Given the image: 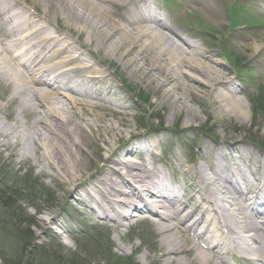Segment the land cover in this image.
<instances>
[{
    "label": "bare ground",
    "instance_id": "bare-ground-1",
    "mask_svg": "<svg viewBox=\"0 0 264 264\" xmlns=\"http://www.w3.org/2000/svg\"><path fill=\"white\" fill-rule=\"evenodd\" d=\"M40 1L42 10L28 0H0V84L11 130L1 129L0 117L2 146L17 148L25 160L31 149L39 171L73 186L68 197L78 195L99 220L94 226L146 221L165 264H231L234 252L264 264V158L241 140H224L205 165L173 166L174 184L170 172L142 156L156 143L133 135L128 112L110 98L116 82L107 66L115 57L154 82L174 106V120L177 106L199 119L186 100L198 103L192 90L200 88L223 111L245 115L220 62L157 18L145 0ZM90 44L104 56L95 58ZM99 141L106 144L103 168L86 182L88 147Z\"/></svg>",
    "mask_w": 264,
    "mask_h": 264
},
{
    "label": "rangeland",
    "instance_id": "rangeland-1",
    "mask_svg": "<svg viewBox=\"0 0 264 264\" xmlns=\"http://www.w3.org/2000/svg\"><path fill=\"white\" fill-rule=\"evenodd\" d=\"M28 1L42 10L40 0ZM152 1L167 6L168 24L201 47L205 55L220 62L223 80L234 87V96L241 102L245 115L223 111L222 103L216 98L214 101L213 96L203 95L200 88L192 90L198 103L186 100L199 119H192L177 106L178 117L174 120V106L150 78L131 73L132 67H123L115 57H109L111 66L107 72L116 82L110 98L120 104L117 108L128 112L133 135L141 134L146 142L156 143L153 153L142 156L170 172L177 163L188 167L205 165L224 140L237 139L255 156L264 158V105L258 102L252 108L250 101L254 93L264 92L262 1L236 0V5L245 6L247 12H233L235 20H239L236 24L233 17L230 20L229 12L234 0H174L173 4ZM244 19L251 24L240 25L245 23ZM62 21L58 19L59 24ZM255 45H259L256 51ZM88 49L97 59L104 56L101 50L96 51L94 44L88 45ZM237 73L245 79L243 83L235 77ZM6 94L4 85L0 84L1 129L10 132ZM134 95L142 98L138 100ZM23 122L27 127L30 119ZM1 140L5 139L0 137V251L5 259L23 264H79V260L87 264H165L157 260L160 255L157 237L146 221L133 218L119 229L94 226L98 219L83 206L78 195L68 197L67 193L73 189L71 184L54 178L47 168L45 173L39 171L31 149L25 160L17 148L2 146ZM105 148L106 144L101 141L88 147L90 161L84 181L89 180L92 172L103 168L101 158L107 154ZM215 184L219 188L220 181ZM51 217L55 220H49ZM229 261L243 264L237 256Z\"/></svg>",
    "mask_w": 264,
    "mask_h": 264
},
{
    "label": "trees",
    "instance_id": "trees-1",
    "mask_svg": "<svg viewBox=\"0 0 264 264\" xmlns=\"http://www.w3.org/2000/svg\"><path fill=\"white\" fill-rule=\"evenodd\" d=\"M5 206H6V204H4ZM13 212V211H12ZM15 212V211H14ZM13 212V213H14ZM20 234V233H19ZM22 235V234H21ZM22 237H23V239H26V237L25 236H23L22 235ZM23 251V250H22ZM21 251V252H22ZM1 254H3V251H0V256H1V259L3 260V262H5L6 264H19V263H21L22 261H12V260H7V259H5ZM81 261V262H80ZM79 264H87L86 262H84V261H82V260H79ZM89 264H90V262H89Z\"/></svg>",
    "mask_w": 264,
    "mask_h": 264
}]
</instances>
